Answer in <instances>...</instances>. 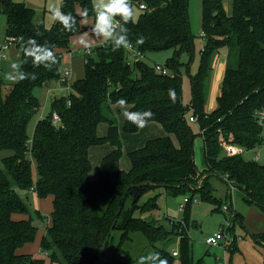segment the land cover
Wrapping results in <instances>:
<instances>
[{
	"label": "trees",
	"instance_id": "1",
	"mask_svg": "<svg viewBox=\"0 0 264 264\" xmlns=\"http://www.w3.org/2000/svg\"><path fill=\"white\" fill-rule=\"evenodd\" d=\"M132 1L146 7H140L137 20L125 25L133 48L143 55L173 50L165 63L170 73L157 72L144 59L132 63L126 48L113 51L110 43L91 49L84 54V77L71 84L73 92L68 97L53 99L52 112L38 120L30 138L29 123L41 106L35 89L52 81L67 84L63 55L70 50L71 37L83 31L75 6L79 3L83 12L87 10L91 15L93 0H62V12L76 17L71 32L58 21L52 29L36 23L35 10L24 2L0 0V12L7 17V39H15L22 52L21 70L29 74L28 79L12 84L5 92L0 66V152H9L0 155V264H48L40 255L18 253L36 239L39 227L35 216L43 219L39 210L32 215L30 205L20 194L30 188L39 198H54L51 225L41 241V250L51 252L50 264H139V259L131 257L116 259L122 243L112 255L107 248L115 230L122 232V240L131 239L130 233L135 231L144 233L154 245L171 239L164 224L157 225L144 216L158 208L159 194L140 204L151 191L191 193L183 207V220H170L171 225L182 229L178 256L166 248H156L168 264L177 258L180 264H204L203 259L194 263L192 239L182 223L191 218L193 193H198L201 201L221 208V199L212 194V176L221 177L230 189L237 188L247 203L264 211V160L226 156L219 143V130L233 143L250 150L262 145L264 139V127L258 122V113H264V0H233L231 14L225 9V0H203L204 46L199 71L192 77L191 107L183 103L180 69L185 64L182 57L190 52L195 37L189 20V0ZM140 37L145 42L137 45ZM29 38L54 46L58 63L51 70L34 67L30 59L23 63V41ZM223 47L228 50L227 67L217 107L207 112L206 79ZM1 54L0 46V60ZM121 98L127 101L129 111H151L148 123L158 122L167 132L130 152L129 169L120 166L123 150L116 112L121 108L115 106V101ZM190 109L193 115L188 117ZM54 112L60 115L58 123L53 121ZM191 116L197 117L204 137L203 171L195 163L197 134L190 124ZM101 122L108 126L105 136L98 134ZM122 129L132 133L140 128L125 119ZM106 143L112 151L103 157L97 176L92 178L90 148ZM125 195L123 209L101 257ZM15 214L27 217L16 219ZM232 219L242 220L241 214L233 211ZM254 238L264 244V233L254 234Z\"/></svg>",
	"mask_w": 264,
	"mask_h": 264
},
{
	"label": "rangeland",
	"instance_id": "2",
	"mask_svg": "<svg viewBox=\"0 0 264 264\" xmlns=\"http://www.w3.org/2000/svg\"><path fill=\"white\" fill-rule=\"evenodd\" d=\"M17 2H24L28 6L35 10L34 20L38 24H43L47 29H52L55 23L58 21L55 13L61 10L62 0H14ZM94 4V0H93ZM134 8V20H137L141 9L137 2L132 1ZM224 6L228 14L232 13L233 0H225ZM77 14L83 12L82 6L78 3L75 6ZM80 16V15H78ZM81 17V16H80ZM95 13L87 15V23H82L80 19V27L83 30L71 37L70 50L65 51L63 55V68L70 69V75H68V82L65 85L61 81H52L48 85L38 86L35 89V94L38 96L41 106L38 113H36L31 119L28 126L29 135L33 136L34 129L37 121L41 118L49 116L52 112V101L55 97H68L73 89L71 84L84 77L85 75V58L86 49L79 43V40L83 33L89 30V27L94 23ZM189 20L191 31L195 35L192 41L190 52L184 54L182 60L185 64L181 66L182 80H183V103L191 107L192 106V77H194L201 64V50L204 46V38L202 36L203 27V0H189ZM0 41L8 42L7 39V17L4 13L0 12ZM10 44L5 54L0 60L2 65V76L6 82L4 91L7 92L10 86L14 82L6 79V74L12 71L11 65L13 63L21 62V49L12 53L13 45ZM105 43L97 41V43L91 48L95 49ZM11 49V50H10ZM173 55V50L154 51L148 52L144 55L143 59L151 66L154 64L164 65L166 61ZM228 50L226 47L220 49L216 57L212 62V68L206 79V101L205 110L212 112L217 107V97L220 94L224 73L227 67ZM186 63H189L188 65ZM62 68V69H63ZM119 127L120 136L122 142L123 155L121 157L120 166L124 169L130 168L131 161L129 153L143 148L150 140L167 135L165 128L158 122H149L147 126L139 129L136 132H126L123 128L125 117L123 116V109L116 112ZM193 115V110L190 109L188 117ZM190 124L197 134L195 139V163L200 171L205 168L204 157V137L201 134V130L198 122L190 121ZM108 130L107 123L101 122L98 126V134L100 136L106 135ZM175 142L177 138L173 136ZM105 147H112L110 144L95 145L91 152V163L93 166L92 171L97 175V166L101 163L103 157L107 154ZM261 149V148H260ZM260 161L264 160V150ZM108 152V153H109ZM9 152H0V155H6ZM90 153V152H89ZM222 155V154H221ZM251 158L252 153L248 152L244 155ZM1 157V156H0ZM95 162V164L93 162ZM91 175V173H90ZM96 177V176H95ZM94 177V178H95ZM93 178V177H92ZM215 190L212 194L221 199V208L211 202H205L200 200L198 193L194 194V202L191 209V218L183 222V228L187 236L192 239V255L194 263H197L199 259H203L204 264H264V244L254 238L255 235L264 233V211L258 206L247 203L239 190L235 187L230 189L226 181L219 176H212L210 178ZM158 190L157 192L151 191L144 195L140 204L147 200L149 197L158 195L157 203L158 208L147 212V219L158 224H164L165 227L170 230L171 239L161 240L156 242L155 245L150 243L148 238L141 231H135L130 233L131 239L125 238L122 240V232L115 230L113 238L107 248V253L112 255L119 244L122 246L117 254L116 259H123L131 257L132 259L140 260L141 257L147 256L151 252H156V248H166L172 252L174 249L180 251L181 228L171 225L170 220H176L178 222L183 220L184 212V199L190 197L191 193L187 194H169ZM21 196L30 205L32 215H36V211L39 210L43 215V219L40 221L35 216L34 222L39 227L36 239L25 244L26 250L36 249V255H40L45 258L48 264L51 263V252L49 250H41V239L38 236L43 235L46 231L49 223L51 222V214L54 210L53 200L51 196L39 198L36 191L33 189H26L20 191ZM227 205L228 209L224 210L223 206ZM233 211L241 214L242 220H235L233 218ZM139 214V212H137ZM16 215V214H15ZM18 214L16 215V217ZM27 217V216H23ZM146 219V220H147ZM223 231L226 233V240H222L217 245L207 244L206 239L217 232ZM176 234V235H174ZM38 239V240H37ZM23 246V247H24ZM24 250V249H23ZM34 252V253H35ZM27 253V252H26ZM31 253V252H29ZM35 255V254H34ZM173 264H180L178 258Z\"/></svg>",
	"mask_w": 264,
	"mask_h": 264
},
{
	"label": "clouds",
	"instance_id": "3",
	"mask_svg": "<svg viewBox=\"0 0 264 264\" xmlns=\"http://www.w3.org/2000/svg\"><path fill=\"white\" fill-rule=\"evenodd\" d=\"M93 10L95 13L94 23L90 25L87 32L82 34L79 40V43L86 50H90L97 41L110 43L113 51L133 47L125 27L126 24L134 20L132 0H94ZM55 15L64 30L69 32L74 30L77 23L75 16L62 11H57ZM78 15L81 16L82 23H87V10ZM144 42V38L140 37L136 44L141 45ZM23 44V53L26 58L23 63H27L30 59L34 67L42 66L48 70H51L58 63L56 53L53 50L54 46L48 43L40 44L33 38L23 41ZM11 68L12 71L6 74V79L18 83L29 78V74L21 70V63H13ZM31 78H36L35 73L31 74ZM115 106L123 109L122 114L125 119L140 129L146 127L153 116L151 111L127 110V101L123 98L115 101ZM139 264H168V260L162 258L159 252H151L147 256L141 257Z\"/></svg>",
	"mask_w": 264,
	"mask_h": 264
},
{
	"label": "built area",
	"instance_id": "4",
	"mask_svg": "<svg viewBox=\"0 0 264 264\" xmlns=\"http://www.w3.org/2000/svg\"><path fill=\"white\" fill-rule=\"evenodd\" d=\"M140 7L142 9L146 8L144 4H141ZM14 42H15L14 38L9 39L7 43L6 42H1V44H0L1 49H2L1 58L5 54L6 48L10 44H12ZM127 51H128L127 57L129 58L130 62H132V63L133 62L135 63V62L143 59V57H144L142 52L136 51V49H134L133 47L131 49H127ZM90 52H91V49L90 50H86L85 53L89 54ZM153 66H154L155 70L157 72L161 73V74H169L170 73L168 67L165 64L164 65L154 64ZM63 73H64V76L70 75V69L64 67L63 68ZM60 120H61L60 115L57 112H54L53 113V121L55 123H58ZM190 121L197 122L198 119H197L196 116H191L190 117ZM258 122L264 127V113L263 112H259L258 113ZM263 138H264V134H263ZM219 143H220V146L222 147V150H223V152H224V154L226 156L245 155L248 152H251L252 153L251 159L254 160V161H260L261 156H262V151L261 150H264V139H263L262 145H260L257 148H254V149L250 150V149H247V148H245L243 146H240V145L230 141L221 130H219ZM186 201H187V198L184 199V204H185ZM223 209L227 210L228 206L224 205ZM222 240H226V233H224L223 231H220V232H217L214 235L208 237L206 239V242H207V244H210V245H217ZM172 254L175 257H177L178 256V250L174 249L172 251Z\"/></svg>",
	"mask_w": 264,
	"mask_h": 264
},
{
	"label": "crops",
	"instance_id": "5",
	"mask_svg": "<svg viewBox=\"0 0 264 264\" xmlns=\"http://www.w3.org/2000/svg\"><path fill=\"white\" fill-rule=\"evenodd\" d=\"M13 50H12V53H16L17 52V50L19 49L18 48V46L15 44V45H13V48H12ZM11 50V49H10ZM69 51H71V50H69ZM0 66H1V69H2V65L0 64ZM38 122V121H37ZM123 125H124V123H123ZM30 136V138H32V136L31 135H29ZM102 136H105V135H102ZM94 147V146H93ZM93 147H91L90 148V153H89V156L91 157V152H92V148ZM105 149L107 150V152L106 153H108L109 152V150H110V147H105ZM224 153V152H223ZM93 162V161H92ZM94 164H95V162H93ZM94 166V165H93ZM124 169H126V166H124ZM34 176H36V173L34 172ZM95 176H97L93 171L91 172V177H95ZM52 197V196H51ZM53 198V197H52ZM17 215V214H16ZM16 215H14V217L16 218V219H22V218H25V217H23L24 215H22V214H18V216L16 217ZM51 225V222L49 223V226ZM45 233H46V231H44L43 232V235H41V236H38V239H41V241H42V238H43V236L45 235ZM37 239V240H38ZM40 246H41V244H40ZM24 249V250H23ZM37 249V248H36ZM36 249H34V250H26L25 249V246L24 247H21L19 250H18V253L19 254H32V255H36ZM38 250V249H37ZM36 251V252H35ZM27 252V253H26ZM29 252H31V253H29ZM35 252V253H34Z\"/></svg>",
	"mask_w": 264,
	"mask_h": 264
},
{
	"label": "water",
	"instance_id": "6",
	"mask_svg": "<svg viewBox=\"0 0 264 264\" xmlns=\"http://www.w3.org/2000/svg\"><path fill=\"white\" fill-rule=\"evenodd\" d=\"M126 197H127V195L124 196V198H123V200H122V203H121L120 207H119L118 210H117V213H116V216H115V218H114L113 224H112V226H111V228H110V231H109V233H108V235H107V237H106V240H105V242H104V244H103L101 257H103L104 254H105L107 243H108V241H109V239H110V237H111V234L113 233V231H114V229H115L116 223H117V221H118V217H119V215H120V213H121V211H122V209H123V205H124V202H125V200H126ZM95 264H98V262H96Z\"/></svg>",
	"mask_w": 264,
	"mask_h": 264
}]
</instances>
